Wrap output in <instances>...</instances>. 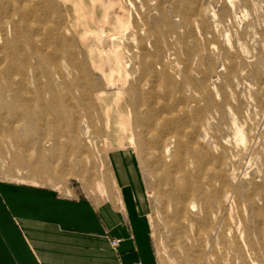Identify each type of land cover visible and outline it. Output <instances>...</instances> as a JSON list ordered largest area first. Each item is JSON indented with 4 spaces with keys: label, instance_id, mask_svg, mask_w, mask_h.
Here are the masks:
<instances>
[{
    "label": "rangeland",
    "instance_id": "374dc122",
    "mask_svg": "<svg viewBox=\"0 0 264 264\" xmlns=\"http://www.w3.org/2000/svg\"><path fill=\"white\" fill-rule=\"evenodd\" d=\"M0 185L129 198L153 264H264V0H0Z\"/></svg>",
    "mask_w": 264,
    "mask_h": 264
},
{
    "label": "crops",
    "instance_id": "0c3cea01",
    "mask_svg": "<svg viewBox=\"0 0 264 264\" xmlns=\"http://www.w3.org/2000/svg\"><path fill=\"white\" fill-rule=\"evenodd\" d=\"M131 202L0 185V264H153L147 225Z\"/></svg>",
    "mask_w": 264,
    "mask_h": 264
},
{
    "label": "clouds",
    "instance_id": "9594fccd",
    "mask_svg": "<svg viewBox=\"0 0 264 264\" xmlns=\"http://www.w3.org/2000/svg\"><path fill=\"white\" fill-rule=\"evenodd\" d=\"M117 243H119V241H115V242L113 243V247H115V245H116Z\"/></svg>",
    "mask_w": 264,
    "mask_h": 264
},
{
    "label": "built area",
    "instance_id": "2783aa9c",
    "mask_svg": "<svg viewBox=\"0 0 264 264\" xmlns=\"http://www.w3.org/2000/svg\"><path fill=\"white\" fill-rule=\"evenodd\" d=\"M115 241H118V240H112V244H113Z\"/></svg>",
    "mask_w": 264,
    "mask_h": 264
}]
</instances>
